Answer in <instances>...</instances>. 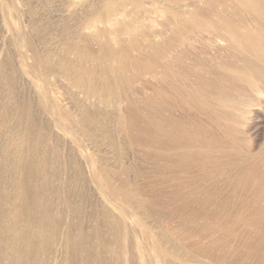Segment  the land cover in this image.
I'll return each instance as SVG.
<instances>
[{
	"label": "rangeland",
	"instance_id": "374dc122",
	"mask_svg": "<svg viewBox=\"0 0 264 264\" xmlns=\"http://www.w3.org/2000/svg\"><path fill=\"white\" fill-rule=\"evenodd\" d=\"M211 2L215 0H0V115H5L0 142L6 147L13 138L16 144L27 125L30 146L41 136L37 150L45 155L47 181L54 191L46 199L52 203L57 223L55 234L49 229L44 239L47 264H67V248L79 238L90 243L116 241L131 264H140L144 251L153 259L150 249L157 242L176 247L183 260L179 264H264L261 255L239 257L235 252L225 257L229 248L223 244L214 249L208 237L201 244L213 260L196 253V241L188 234L206 225L209 228L214 221L222 223L223 213L237 214L246 196L232 193L235 176H225L219 163L215 167L214 158L201 164L192 156L187 162L179 149L174 158L167 156L168 146L184 145L175 133L181 127L189 126L196 137L218 143L226 140L224 128L211 110L201 106V94L191 100V85L177 92L173 88L179 83L164 81L161 68L150 77L143 72L147 62H163L160 52L146 40L160 49L164 39L173 37L177 41L170 60L175 58V64L188 70L198 65L193 72L203 85L216 84L220 75L234 76L230 69L241 65L243 52L231 41L214 44L212 26L193 22L176 32L196 10L211 19L221 13L247 18L231 7L210 6ZM108 7L113 9L111 14ZM155 33L160 35L148 36ZM104 46L130 58L125 71L133 79L130 85L116 80L118 62ZM59 60L80 65L87 86L98 89L87 96L67 87L63 78L53 79L67 97L72 118L87 117L85 129L70 135L54 126L37 101L38 75L46 66L58 69ZM34 63L40 65L38 70L32 68ZM103 72L110 80L109 92L103 91ZM241 81H234L235 86L247 88ZM226 84L229 87L232 82ZM255 100L256 112L241 128L240 149L248 160L264 164V93ZM25 106L28 114L22 110ZM149 133L169 135L155 143L147 138ZM11 160L5 162L7 168ZM213 212L221 217L208 219ZM196 213L202 218H196Z\"/></svg>",
	"mask_w": 264,
	"mask_h": 264
},
{
	"label": "bare ground",
	"instance_id": "6f19581e",
	"mask_svg": "<svg viewBox=\"0 0 264 264\" xmlns=\"http://www.w3.org/2000/svg\"><path fill=\"white\" fill-rule=\"evenodd\" d=\"M212 4L222 8L231 7L235 12H239L243 16L246 15L247 18L242 19V16L233 18L230 15L225 17L221 13L216 14V19H211L204 12L196 10L193 15L181 22L176 32L179 34L180 28H188L193 22H205L207 23L204 24L206 27L212 26L215 35L214 38H209L214 40V44L231 41L235 49H240L243 52L244 56L242 57L244 58H241V65L230 69L234 76L220 75L216 84L203 85L202 81L199 82L200 79L194 76L198 65L192 64L193 66L188 70L175 64V58L174 61L170 60L173 46L177 41L173 37L164 39L160 49L150 39L146 40L150 48L160 52V57L162 56L160 61L163 62L159 63L153 59L155 61L147 62L143 72L148 76H154L157 69L161 68L164 81L169 82L175 79L179 83L173 88L177 92L185 90L186 86L191 85L193 91H191V96H194L191 100H196L201 94V97L203 96L201 106L211 110L217 123L224 128L226 140L224 143H218L211 138L196 137L197 135L195 136L187 128L189 126L181 127L175 133L178 139L184 142V145L168 146L166 148L167 156L174 158V152L179 149L183 151V159L187 162L192 161V156H195V160H199L201 164L214 158V163H217L214 164L215 167L217 168L219 165L223 167L225 176H235V187L232 193L246 196V203L240 206L237 214H222L221 225L214 221L211 226L209 225V228L206 225L188 234L196 241L193 244L196 253L213 260V255L207 254V248L201 244V240L208 237L209 243L214 249L223 244L229 248L225 257H229L231 253L235 252L239 253L236 254L239 257H246L249 254L264 256V164L257 160H248L245 155L242 156L240 149L241 128L246 126L251 114L256 112L258 103L255 98L264 93V0H215V2H211L210 6H213ZM106 10L110 14L113 12L110 7ZM159 35L155 33L148 36L155 38ZM132 47L133 45L130 49ZM104 48L110 57L118 62L117 69H113L116 71V80L130 85L133 79L125 76L127 66L131 63L130 58L127 56L126 61L121 54L113 51L114 49L111 50L109 46H104ZM125 51L123 49L122 54ZM56 65L58 69L46 66L44 67L45 72L38 75L37 101L41 112L52 120L54 126L66 135H70L73 131L77 132L79 129L81 131L84 128L87 117L82 114L77 120L72 118V113L68 110L67 97L61 93L62 91H59V84L56 85L57 83L54 82L56 80L53 79L63 78L60 80L64 81L65 79L67 87L70 86L87 96L94 94L98 89L87 86L82 76L84 69L80 65H73L62 60H59ZM39 66L35 65L32 68L38 70ZM34 74L36 75V73ZM102 75L105 80L103 91L109 92L111 87L107 72H103ZM239 80L245 81L247 88H237L234 81L236 83ZM228 82H232V85L226 87ZM224 84L226 85L224 86ZM167 92L164 91L166 97L170 96V92ZM22 110L29 113L28 106ZM4 122L5 115H0V125H3ZM164 122L166 125L167 122ZM21 132L16 144H14L13 138L6 143L8 144L6 147L0 142V264H47L43 258V255L45 256L44 239L49 229H51V233L55 234L57 223L51 214L52 203L46 198H51L54 191L47 181L45 155L37 150L41 136H38L36 143L30 146L29 125L25 126ZM149 134L147 138L155 143H162L169 135L165 133L166 136L162 137L160 134L156 136ZM68 136L67 138H69ZM10 146H14L13 149ZM9 156L14 160H11V167L7 168L5 162L9 161ZM179 157L181 159V156ZM8 173L10 176L13 175L11 179L7 176ZM27 179H33L34 183L28 184ZM246 207L247 209H245ZM215 216L221 217L217 212H213V215H209L208 219ZM195 217L202 218L198 213L195 214ZM136 221L138 222V219ZM140 227L142 228V226ZM142 231H146V229H142ZM65 237L68 240V233ZM40 241L41 243H39ZM87 243L89 246L85 247ZM117 247L119 248L116 241L90 243L87 239L79 238L75 244L67 248V264H131V259ZM150 251L153 254H151L153 259L145 256L144 251V254L141 253L139 258L140 264H179L178 262H183L176 247L169 248L165 244L157 242L151 246ZM216 261L219 262L217 259ZM185 262L189 263L187 260Z\"/></svg>",
	"mask_w": 264,
	"mask_h": 264
}]
</instances>
